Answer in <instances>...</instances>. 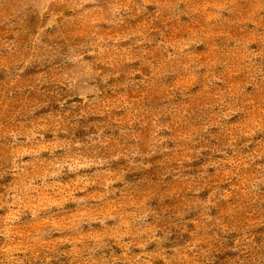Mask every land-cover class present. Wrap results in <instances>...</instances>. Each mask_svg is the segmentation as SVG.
Instances as JSON below:
<instances>
[{"label": "rangeland", "instance_id": "rangeland-1", "mask_svg": "<svg viewBox=\"0 0 264 264\" xmlns=\"http://www.w3.org/2000/svg\"><path fill=\"white\" fill-rule=\"evenodd\" d=\"M0 264H264V0H0Z\"/></svg>", "mask_w": 264, "mask_h": 264}]
</instances>
